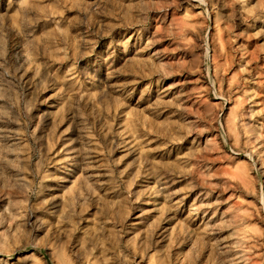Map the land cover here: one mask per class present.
Returning a JSON list of instances; mask_svg holds the SVG:
<instances>
[{"label": "rangeland", "instance_id": "rangeland-1", "mask_svg": "<svg viewBox=\"0 0 264 264\" xmlns=\"http://www.w3.org/2000/svg\"><path fill=\"white\" fill-rule=\"evenodd\" d=\"M0 264H264V0H0Z\"/></svg>", "mask_w": 264, "mask_h": 264}]
</instances>
